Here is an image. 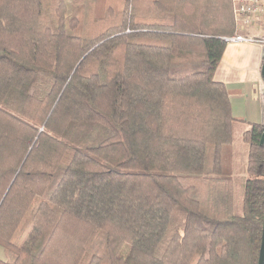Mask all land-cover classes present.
I'll list each match as a JSON object with an SVG mask.
<instances>
[{
    "label": "trees",
    "instance_id": "obj_1",
    "mask_svg": "<svg viewBox=\"0 0 264 264\" xmlns=\"http://www.w3.org/2000/svg\"><path fill=\"white\" fill-rule=\"evenodd\" d=\"M231 0H0V264H258L264 125L242 205L215 80Z\"/></svg>",
    "mask_w": 264,
    "mask_h": 264
},
{
    "label": "crops",
    "instance_id": "obj_2",
    "mask_svg": "<svg viewBox=\"0 0 264 264\" xmlns=\"http://www.w3.org/2000/svg\"><path fill=\"white\" fill-rule=\"evenodd\" d=\"M263 59V46L231 43L214 75L215 80L227 87L233 114L244 115L250 123L264 124Z\"/></svg>",
    "mask_w": 264,
    "mask_h": 264
},
{
    "label": "rangeland",
    "instance_id": "obj_3",
    "mask_svg": "<svg viewBox=\"0 0 264 264\" xmlns=\"http://www.w3.org/2000/svg\"><path fill=\"white\" fill-rule=\"evenodd\" d=\"M255 35H264V27L253 30ZM235 102V100H233ZM240 115V113H238ZM238 119L244 121H238L234 124L233 129V143L227 146L223 151V171L224 175L230 177L234 181L235 185V206L239 210L242 205V199L245 190V184L248 179L246 171L248 162V144L243 140V133L249 129L250 122L247 121L245 116H239ZM0 257L7 259L2 247H0Z\"/></svg>",
    "mask_w": 264,
    "mask_h": 264
},
{
    "label": "built area",
    "instance_id": "obj_4",
    "mask_svg": "<svg viewBox=\"0 0 264 264\" xmlns=\"http://www.w3.org/2000/svg\"><path fill=\"white\" fill-rule=\"evenodd\" d=\"M236 33L224 37L227 44L247 43L264 47V35L252 31L264 27V0H231Z\"/></svg>",
    "mask_w": 264,
    "mask_h": 264
},
{
    "label": "water",
    "instance_id": "obj_5",
    "mask_svg": "<svg viewBox=\"0 0 264 264\" xmlns=\"http://www.w3.org/2000/svg\"><path fill=\"white\" fill-rule=\"evenodd\" d=\"M261 73H262V77H263V81H264V59H263ZM261 145L264 147V136L261 140ZM258 264H264V225H263L262 245H261L260 257H259V263Z\"/></svg>",
    "mask_w": 264,
    "mask_h": 264
}]
</instances>
